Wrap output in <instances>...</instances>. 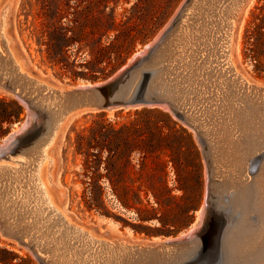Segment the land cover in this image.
<instances>
[{"label": "rangeland", "instance_id": "obj_1", "mask_svg": "<svg viewBox=\"0 0 264 264\" xmlns=\"http://www.w3.org/2000/svg\"><path fill=\"white\" fill-rule=\"evenodd\" d=\"M182 1L0 0V10L7 9L4 33L21 68L48 85L63 86L88 79L73 77L71 70L64 71L48 60L45 46L40 43L44 29L50 33L61 22L63 27L71 29L65 40L73 43L68 46V61L75 64L72 69L81 71L79 64L92 58L95 40L92 32L97 18L104 20L114 11L116 20H121L125 29L130 33L138 31L136 35L140 38L135 42L134 52L161 29ZM251 3L235 27L232 47L239 39L241 52L237 56L232 48L231 59L242 75L264 85V0ZM107 39L103 36L104 41ZM0 96L15 98L2 91ZM25 114L24 108L19 121ZM77 114L62 122V131L59 128L57 137L46 143L50 157L39 161L49 200L62 214L95 233L109 230L133 240L162 239L165 235L157 236L159 231L179 234L195 222L205 197L206 160L192 129L158 108ZM19 121L0 136V142ZM47 135L44 133L35 142L0 160V172L8 171L0 175V186L6 188L0 192V206L4 201L11 204L12 207L5 208L11 214L10 221L14 218L31 221L34 211H43L36 209L34 201L24 202V198L27 195L39 198L34 195L36 188L27 166H32L34 155L31 154ZM3 214L0 210V220L6 217ZM0 264L40 263L27 246L0 232Z\"/></svg>", "mask_w": 264, "mask_h": 264}, {"label": "water", "instance_id": "obj_2", "mask_svg": "<svg viewBox=\"0 0 264 264\" xmlns=\"http://www.w3.org/2000/svg\"><path fill=\"white\" fill-rule=\"evenodd\" d=\"M210 1L183 0L148 42L98 80L51 86L23 69L22 73L13 72L0 62V91L14 96L26 109L24 119L1 140L0 160L49 134L53 118L61 125L81 111L143 107L161 109L192 129L207 160L200 131L187 117L190 102L197 95L196 81L199 87L201 80L219 72L222 61L231 59L235 27L249 0H220V31L207 54L202 48L205 33L200 28L186 31L181 21L192 4H201L206 10ZM6 13V8L0 10V50L10 55L4 33ZM224 53L229 56H222ZM254 153L244 166L241 185L252 186L264 147ZM208 178L195 222L186 231L162 239L133 240L109 230L95 233L68 219L55 205L22 222L16 218L10 221L11 214L1 203L6 217L0 220V232L27 246L40 264H242L248 251L260 255L262 243L243 249L238 238L240 230L255 225L263 209L258 207L253 215L243 214L236 204L241 191L212 188L210 175Z\"/></svg>", "mask_w": 264, "mask_h": 264}, {"label": "bare ground", "instance_id": "obj_3", "mask_svg": "<svg viewBox=\"0 0 264 264\" xmlns=\"http://www.w3.org/2000/svg\"><path fill=\"white\" fill-rule=\"evenodd\" d=\"M251 2L253 3V0H249L245 7L250 6ZM198 6L199 4L197 3L191 5L189 13L184 15L181 24L186 31H190L191 29L198 31L200 28L205 33L203 38L205 39V44H203L202 48L204 52L209 54L207 50L210 49L209 46L213 45L215 36L220 31L217 25L220 22L219 18L222 14L221 3L220 0H211L206 10L201 4L200 7ZM196 7L199 9L198 12ZM246 8H244L243 12H247ZM242 22L244 21L242 20ZM238 40L236 41L237 43L235 42L234 47H232L237 52V56L241 52ZM9 52L11 53L10 55L8 52L0 50V62H3L5 68H10L13 72L22 73L23 70L15 55L12 54L13 51ZM222 56L227 57L229 55L224 53ZM9 57L12 58L10 59ZM222 62L224 63L216 75L201 80L199 87L196 81L195 91L197 95L191 99L187 117L191 125L200 131V137L207 150L205 164L206 181L210 175L212 188L235 191L239 189L238 191H241L242 195L236 204L245 215H253L258 207L263 209V212L259 214L257 222L252 228L240 230L238 243L241 248L245 247L243 249L255 247L262 243L260 255H253V252L248 251L245 254L246 260L243 259L242 264H264V157L252 186L241 185V180L244 178L245 164L255 154V151L264 147V86L250 81L247 77L243 76L239 70L235 69L236 65L232 63L229 57ZM55 122L56 119L53 118L51 120L53 124L52 130L36 146L38 150L36 149V151L32 152L31 155H34L32 166L30 168L27 166V170H30L29 172L32 175L31 178L34 180L36 188L33 191L34 195H38L39 198L27 195L24 198V202L29 204L34 201L36 209H43V212L44 208H51L53 203L49 200V192L47 193L46 187L41 180L39 161L43 157H50L47 153L48 146L46 147V143L52 142L58 134L60 125H58L59 123L55 124ZM55 140L57 139L55 138ZM49 161H52V159L50 158ZM7 172L1 171L0 175ZM0 190L4 192L6 188L0 186ZM3 204L5 207H12L11 204L5 201ZM40 211H34L33 213H40ZM153 239L159 238L154 237Z\"/></svg>", "mask_w": 264, "mask_h": 264}, {"label": "trees", "instance_id": "obj_4", "mask_svg": "<svg viewBox=\"0 0 264 264\" xmlns=\"http://www.w3.org/2000/svg\"><path fill=\"white\" fill-rule=\"evenodd\" d=\"M58 21L60 22V20ZM61 23H58L52 32L49 33L47 29H44L41 33L40 43L45 46L44 51L47 54V58L53 65L59 66L64 71L71 70L73 77L81 76L90 81L105 77L123 63L133 52L136 40L140 38L136 35L138 31L130 33L128 29L122 26L121 20H116L114 11L106 15L104 20L97 18V26L92 32L95 35L92 46V58L79 64L82 70L76 71L72 69L75 64H71L68 61L67 55L68 46L73 43H65V40L69 38L67 33L71 29L63 27ZM111 32L114 33L112 34ZM105 35L108 39L104 41L103 36ZM23 112V105L17 99H8L5 96H0V136L9 129L11 124L21 120ZM87 154L89 155V153ZM143 220L146 221L148 219L143 218ZM165 224L167 225L168 223L165 222ZM146 234L152 235L149 232ZM170 234L176 235L177 232L159 231L156 235L168 236Z\"/></svg>", "mask_w": 264, "mask_h": 264}]
</instances>
